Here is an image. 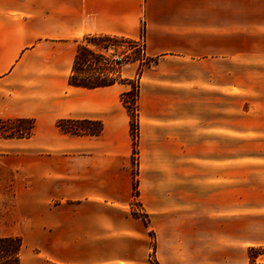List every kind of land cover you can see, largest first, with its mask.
I'll list each match as a JSON object with an SVG mask.
<instances>
[{
  "label": "crops",
  "instance_id": "obj_1",
  "mask_svg": "<svg viewBox=\"0 0 264 264\" xmlns=\"http://www.w3.org/2000/svg\"><path fill=\"white\" fill-rule=\"evenodd\" d=\"M143 30L156 62L121 68L140 82L135 174L130 84L70 76L83 37ZM231 66L264 68V0H0V120L34 122L30 136H0L30 264H249V247L216 259L212 242L214 198L229 191ZM63 119L102 129L66 132Z\"/></svg>",
  "mask_w": 264,
  "mask_h": 264
},
{
  "label": "rangeland",
  "instance_id": "obj_2",
  "mask_svg": "<svg viewBox=\"0 0 264 264\" xmlns=\"http://www.w3.org/2000/svg\"><path fill=\"white\" fill-rule=\"evenodd\" d=\"M95 36H85L80 43L94 50L108 45L109 51L106 54L122 57L124 67L129 68L133 63L138 65L137 75L140 70L142 72L143 68L155 63L153 59L142 56L141 51L138 54L133 53L127 41H98ZM111 60L115 62L113 58ZM128 81L136 86L140 85L138 76L134 79L122 78L120 83L130 84L132 88ZM135 97L125 98L134 115L131 117V130L134 173L137 174L140 139L139 93ZM127 111L129 112L128 109ZM21 126L24 125L7 124L0 128V136L8 138L6 133ZM135 126L136 132L133 131ZM71 127L80 132L95 131L98 125L69 123L67 128ZM8 179L9 175L3 166L0 167V236H13L18 228L15 225V217L19 214L14 209L15 189ZM228 185L227 195L214 198L212 242L215 258L223 259L227 256L228 249L231 251L246 246L249 247V264H264V68L244 69L231 66ZM135 205L139 207V202ZM207 227L210 228V223ZM30 256L31 252L26 243L22 252V264H30Z\"/></svg>",
  "mask_w": 264,
  "mask_h": 264
},
{
  "label": "trees",
  "instance_id": "obj_3",
  "mask_svg": "<svg viewBox=\"0 0 264 264\" xmlns=\"http://www.w3.org/2000/svg\"><path fill=\"white\" fill-rule=\"evenodd\" d=\"M95 40L98 41H127L129 43L130 49L133 50L135 54L140 53L139 49L135 46V40L127 39L124 37L118 36H109V35H97L94 37ZM108 51V45H104L100 50H94L87 46L86 44H79L77 49V54L74 60L72 73L70 76V84L74 86H81L87 88H96V87H104L115 84L117 82H121V67L118 63H113L111 58L106 55ZM142 56L146 57L145 52L142 53ZM148 59H153L156 62V59L147 57ZM140 59V58H138ZM143 60V59H142ZM141 73V70H140ZM139 73V75H140ZM128 83L132 84V88L124 92L122 95V100L130 112L131 117V107L127 104V100L125 97L133 98L139 93L140 85L137 86L132 83V81H128ZM69 123H78V124H89L96 123L98 128L95 131H81L78 129L67 128ZM7 124H17L24 125L18 127V129L14 131H10L6 133V137H26L30 136L34 122L30 118H15V119H3L0 120V128L6 126ZM59 127H61L66 132L73 133H92L99 134L102 129V123L99 121H91V120H72V119H63L58 122ZM22 249H23V240L19 236H0V264H21L22 260Z\"/></svg>",
  "mask_w": 264,
  "mask_h": 264
},
{
  "label": "built area",
  "instance_id": "obj_4",
  "mask_svg": "<svg viewBox=\"0 0 264 264\" xmlns=\"http://www.w3.org/2000/svg\"><path fill=\"white\" fill-rule=\"evenodd\" d=\"M145 45H146V37H145V33H144V30L142 31V34L140 36V38L138 40H135V46L136 48H138L142 53L145 52ZM108 51H109V47H108ZM107 51V52H108ZM107 55V54H106ZM109 58H113L115 60L114 63H118L119 65H122L124 64V59H122V57L120 56H117V55H114V56H109L107 55ZM136 98V97H135ZM134 132H136V126H135V129H133Z\"/></svg>",
  "mask_w": 264,
  "mask_h": 264
}]
</instances>
